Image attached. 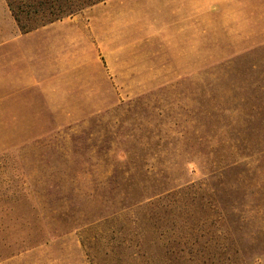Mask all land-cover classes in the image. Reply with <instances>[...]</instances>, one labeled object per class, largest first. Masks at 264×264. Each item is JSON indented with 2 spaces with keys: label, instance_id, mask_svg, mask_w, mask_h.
Returning a JSON list of instances; mask_svg holds the SVG:
<instances>
[{
  "label": "rangeland",
  "instance_id": "374dc122",
  "mask_svg": "<svg viewBox=\"0 0 264 264\" xmlns=\"http://www.w3.org/2000/svg\"><path fill=\"white\" fill-rule=\"evenodd\" d=\"M198 1L181 29L169 0H0V264H264V0ZM220 119L262 151L227 205L187 166ZM139 155L192 187L134 205Z\"/></svg>",
  "mask_w": 264,
  "mask_h": 264
},
{
  "label": "trees",
  "instance_id": "16d2710c",
  "mask_svg": "<svg viewBox=\"0 0 264 264\" xmlns=\"http://www.w3.org/2000/svg\"><path fill=\"white\" fill-rule=\"evenodd\" d=\"M35 1V0H33ZM7 6L10 11L13 13L16 21H19V9L23 8L26 5L25 0H6ZM37 8H39L42 3L39 1L34 4ZM17 6V8H15ZM35 9V12H39L40 10ZM55 13H52V18H49L48 21H43V23H52L58 20L60 17H56ZM54 16V17H53ZM20 30L23 32L26 31L24 26H20ZM207 98V97H206ZM206 110V116L208 108ZM238 109H212V112L222 113H239ZM241 115V111H240ZM255 115L258 116L259 112L255 109ZM256 116L251 115V111L244 113V117H252L257 118ZM242 116H240L241 118ZM263 122V121H262ZM249 123V122H248ZM248 125V124H247ZM247 125L242 126L241 123L237 120H232L228 123L220 119V125L217 127L216 133H212L211 130L207 127L206 124L202 126V129L205 134V139L201 141L203 146V151L198 152L199 158L193 159L190 161L187 166L191 167L190 174H193V168H202L205 171V175L209 176V180L216 181L219 180L218 187L211 186V194L210 197L217 198V201L220 203L229 204L230 199L237 198L239 193L244 197L248 196L250 189L247 187H237V183L234 177L230 175L231 171H234L238 167L246 168L251 165V160L255 157L260 158L262 156V151L259 149H251L248 145L242 141H240V136H244L249 134L250 127ZM234 133V135H228V133ZM238 136V137H235ZM205 142V143H204ZM245 151L241 152L240 151ZM234 151H237L236 154H233ZM217 155L218 160L212 159L209 157L211 155ZM216 158V157H215ZM178 157H164L163 155H151L150 157H146L145 155H139L137 157L136 166L139 167L138 173L129 176V171H125L123 176L128 175L127 182L129 183V188H131L135 192L133 193V198L135 199V204L141 203L144 200L150 199H165L170 197L171 195H175L180 192V189L186 188L189 189L192 187L188 185L186 182H182L181 174L174 173L173 168L175 167V171L180 172L182 168V163L177 162ZM151 163L148 165V163ZM217 162V163H216ZM154 164L156 167H154ZM169 164V166H166ZM144 170V171H142ZM250 169H246L245 174L249 172ZM244 179L243 177H241ZM124 177H121V180L124 181ZM208 180V178H207ZM111 186V191L109 193L110 202L115 204L116 202L122 203V201L126 198V195L120 192V184ZM245 182V181H244ZM207 186V184H206ZM219 192V193H218ZM164 197V198H163ZM223 208V207H222ZM224 209V208H223ZM225 214H228L227 211Z\"/></svg>",
  "mask_w": 264,
  "mask_h": 264
},
{
  "label": "crops",
  "instance_id": "0c3cea01",
  "mask_svg": "<svg viewBox=\"0 0 264 264\" xmlns=\"http://www.w3.org/2000/svg\"><path fill=\"white\" fill-rule=\"evenodd\" d=\"M168 2V18L170 21L175 24L180 23L181 29L189 28L187 24L194 23L195 27L198 26L199 23V14H202L201 11L197 8L200 2L198 0H169ZM193 6L192 10L189 11L188 6ZM212 6L220 7V0H212L210 3ZM170 5V9H169ZM195 7V8H194Z\"/></svg>",
  "mask_w": 264,
  "mask_h": 264
}]
</instances>
